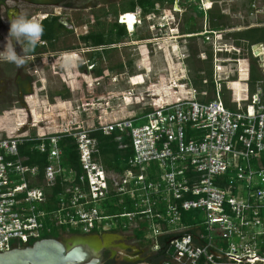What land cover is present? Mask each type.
<instances>
[{
	"label": "built area",
	"instance_id": "2783aa9c",
	"mask_svg": "<svg viewBox=\"0 0 264 264\" xmlns=\"http://www.w3.org/2000/svg\"><path fill=\"white\" fill-rule=\"evenodd\" d=\"M175 1L179 10L167 15L154 6L148 17H171L191 2ZM134 13L139 26L142 12ZM123 15L117 21L134 31ZM171 20L152 22L150 29L175 30ZM203 35L214 54L213 100H199L192 87L190 95L155 102L135 117L99 116L92 125L0 137V253L64 230L111 229L150 240L154 252L165 249L160 264H264V82L249 93L247 64L244 95L232 94L235 108L227 106L220 69L226 58L240 60L226 54L240 51L217 30L206 27ZM252 55L264 73V44L252 45ZM97 130L117 131L119 148L131 149L117 168L104 164L92 136ZM65 136L75 141L77 166L64 164ZM33 139L47 156L43 171L20 148Z\"/></svg>",
	"mask_w": 264,
	"mask_h": 264
},
{
	"label": "rangeland",
	"instance_id": "374dc122",
	"mask_svg": "<svg viewBox=\"0 0 264 264\" xmlns=\"http://www.w3.org/2000/svg\"><path fill=\"white\" fill-rule=\"evenodd\" d=\"M85 1L81 0L79 4L84 5ZM90 1L103 6L104 2L113 0ZM175 2L156 0L155 6L163 7L169 15L176 8ZM204 2L209 3L205 5ZM128 3L129 0H125L122 6H127ZM199 7L204 11H208L206 8L209 7L218 9L226 15L224 20L227 27L219 31V38L230 45H235V42L231 35H227L229 32L264 25V0H191L190 3L183 4L182 12L172 14L168 18L157 16L151 19L147 15L151 8L144 12L141 7H137V13L142 12V23L135 26V19L133 24H129L128 27L135 28L134 31L127 30V35L115 46L108 45V52L91 50L96 47L87 49L79 44L80 40L74 33L61 35L53 49L49 46L44 53L26 60L22 66V75L31 73L33 89L32 93L25 96L24 104L17 95L14 76L9 72L4 78L6 80L1 78L0 93H5V97H12V101L0 106V137L13 133L33 135L38 132L56 131L75 122L92 125L98 121L99 116L106 120L133 116L142 113L148 106L152 107L155 102L175 99L174 93L179 97L190 95L188 88L193 86L189 80L194 71L189 68L187 59L191 57L195 67H200L202 62L198 60L207 57L206 51H213L211 43L203 35L204 29L211 26L210 12L202 16ZM82 12L86 21H90L88 25L91 27L94 17L91 15L89 18V15L98 13V10L85 9ZM190 17H193L191 25H195V29L199 31L202 30L192 37L187 35L190 33H186V29L190 27ZM105 18L107 23H114L118 16L109 14ZM169 18L172 19L171 25L175 30L160 32L159 29H150L152 22L157 24ZM84 31L83 28H78V32ZM171 31L172 34L180 33L181 36L171 39L168 35ZM196 49L198 55L192 56ZM237 49L241 55H247V49L244 47ZM227 56L229 55L226 54L225 57ZM224 61L226 62L220 69L224 79L222 86L224 84L227 89L233 86L236 94L243 96L244 87L232 82V79H239L238 68L242 61L249 65V59L240 58L238 62H231L226 58ZM85 62L88 65H85ZM120 63L124 64L123 69H120ZM92 65H95L93 69ZM98 68L103 70L101 76L95 72ZM68 91L70 96L64 99L60 93L65 94ZM210 95L213 96L212 93ZM128 97L130 101L126 100ZM59 101L66 102L67 109L55 107ZM125 232L133 237L131 231ZM135 237L140 241L144 239L137 235ZM128 244L131 246L133 240L128 241Z\"/></svg>",
	"mask_w": 264,
	"mask_h": 264
},
{
	"label": "flooded vegetation",
	"instance_id": "af4514ba",
	"mask_svg": "<svg viewBox=\"0 0 264 264\" xmlns=\"http://www.w3.org/2000/svg\"><path fill=\"white\" fill-rule=\"evenodd\" d=\"M80 1L0 0V51L3 48V44L6 43L5 37L9 30L8 19L17 13H24L30 18H38L41 23L48 21L54 25V37L50 40L40 39L36 47L37 50L30 53L27 60L38 57L49 46L52 47L51 44H54L55 47L61 35L64 34L74 33L80 40V45L87 47V49L96 47V49H91L92 51H103L107 49L106 45H93L91 41H86L82 36H86L92 31L101 30L102 28L105 29L107 27L106 13L121 7L122 1L124 0H113L109 1V3L104 2L103 6L93 4L90 0H83L85 1L84 5H81L79 4ZM85 9L98 10V13L93 12L89 15V18L91 15L94 17V23L91 27L88 25L90 21H86L85 14L82 12ZM110 14L113 13L110 12ZM98 21H101V23H98ZM58 23H61V26ZM79 27L85 31L83 33L78 32ZM16 50L18 53L20 52L18 45H16ZM85 65H88L87 62H85ZM22 70V67H17L15 64L0 62V80L1 78H6L10 72L14 76V83L19 100L24 104L26 100L25 96L28 93H32L33 89L31 86V73L22 75ZM9 101H12V97L8 98L5 97V93H0V106L6 105ZM126 233L123 230L111 229L103 231L93 230L90 232L64 230L62 233H59L57 239L62 241L69 250L76 247L83 248L87 254L86 262H92L93 264H160L162 262L163 259L158 256L159 252H154L150 249L148 239H142L140 241L135 237L136 233H132L133 237H130ZM130 240H133L131 246L128 244Z\"/></svg>",
	"mask_w": 264,
	"mask_h": 264
},
{
	"label": "trees",
	"instance_id": "16d2710c",
	"mask_svg": "<svg viewBox=\"0 0 264 264\" xmlns=\"http://www.w3.org/2000/svg\"><path fill=\"white\" fill-rule=\"evenodd\" d=\"M125 1V0H124ZM122 1V4L123 2ZM159 1H167V0H159ZM119 8H115L112 11H108L106 15H109L110 12H112L115 16H119L120 14H126L123 15L122 19L124 22L129 23L130 25L133 24L134 20L133 17L136 16L134 12H136L137 7H141L144 12H147L149 8H153L156 4V0H129V3L127 6H122ZM126 8V9H125ZM200 14L204 16L205 13L210 12V29L220 31L222 29H225L227 27V24L225 23V17L224 13H221L220 10H216L213 8H209L208 11H204L202 7L200 8ZM123 10V11H122ZM188 25L190 26L188 29H186V33H200L202 30L195 29V25H191L193 23V17H190L188 21ZM98 23H101V21H98ZM43 25V36L41 40H50L54 37L55 30L53 23H50L48 21H44L42 23ZM59 26H61V23H58ZM127 35V28L124 24L119 23L118 21H115L114 23H107V27L104 29L97 31H92L90 34L86 36H82L83 39L86 41H91L93 45H111L119 42L122 38H124ZM227 35H231L234 39L235 46L240 48L244 47L247 49V55H241V52H238L237 50L233 51L232 53H229L227 55L231 56L233 59L238 58H249L250 61V73H249V79H248V86H249V93L253 94L256 91L257 83L259 81L264 82V73L262 72L258 59L255 58L252 55V45L263 43L264 44V25L262 26H253L248 27L243 30L229 32ZM52 47H54V44H51ZM256 49H259L258 46ZM37 48L35 49V51ZM109 49H105L107 51ZM197 51L192 52V56L198 55V49ZM108 52V51H107ZM207 57L203 60H198L202 62V66L195 67V64L192 63L191 57L187 59V62L189 64V68L194 71V75L192 76L191 80H189L192 83V86L197 90V97L201 101H210L214 99V93H215V81H214V72H213V51H206ZM98 54H100L98 52ZM145 62L143 63L144 66ZM120 69L124 68V64H119ZM240 78L236 80V78H233L232 82L238 83L239 86L245 87V81L248 77V71L246 69L245 62H241L240 65ZM95 72L98 76H101L103 74V70L101 68L95 69ZM145 77V76H143ZM166 86V84H165ZM203 92H206L204 95ZM210 93L213 94L210 95ZM232 93H236V89L232 86L230 89L226 88L223 84L221 95L225 101V104L229 106L230 108H235V103L232 102ZM60 95L63 96L64 99L70 96L69 91L67 93H60ZM178 97L177 93L173 94V98ZM127 101H130V97L126 99ZM54 107V106H53ZM55 107H60L61 109H67L66 102L59 101V103ZM153 107H146L143 111V113H147L149 111H152ZM138 115H133V117ZM118 132L114 131L111 135H105L102 131L97 130L92 133V136L97 138L99 142V150L101 158L109 168H117V165L120 163V161L128 157L131 154V149H120L119 148V141H116V136ZM36 134H33L34 137ZM38 143L37 140H29L28 142L24 143L20 146L22 152L26 153L30 156L29 163L30 164H40L41 169L43 171L45 164L47 163V156L45 154H41L36 148L35 145ZM60 145L62 146L64 150V156H65V162L66 165H73L77 166L78 161V153H77V146L75 144V141L73 137L71 136H65L61 141ZM59 233H51L46 235L44 238L54 237L57 238ZM35 241L30 242L29 244L34 243ZM28 244V245H29ZM159 258L165 259L167 258L166 250L163 249L159 251Z\"/></svg>",
	"mask_w": 264,
	"mask_h": 264
},
{
	"label": "water",
	"instance_id": "95a60500",
	"mask_svg": "<svg viewBox=\"0 0 264 264\" xmlns=\"http://www.w3.org/2000/svg\"><path fill=\"white\" fill-rule=\"evenodd\" d=\"M210 252L218 257L226 256L212 250ZM86 260L87 254L83 248L69 250L62 241L54 237L42 238L25 247L0 253V264H93Z\"/></svg>",
	"mask_w": 264,
	"mask_h": 264
},
{
	"label": "clouds",
	"instance_id": "9594fccd",
	"mask_svg": "<svg viewBox=\"0 0 264 264\" xmlns=\"http://www.w3.org/2000/svg\"><path fill=\"white\" fill-rule=\"evenodd\" d=\"M210 8V7H209ZM9 30L5 37L6 43L0 51V62H9L22 67L30 53L34 52L43 36V25L36 17H28L17 13L8 19ZM19 46L20 52L16 50Z\"/></svg>",
	"mask_w": 264,
	"mask_h": 264
},
{
	"label": "bare ground",
	"instance_id": "6f19581e",
	"mask_svg": "<svg viewBox=\"0 0 264 264\" xmlns=\"http://www.w3.org/2000/svg\"><path fill=\"white\" fill-rule=\"evenodd\" d=\"M205 1H206V0H205ZM209 2H210V1H209ZM209 2H207V3L204 2V3H205V5H206V4H208ZM176 9L179 10L178 7H176ZM135 19H137V16L133 17V20H135ZM126 23H127V22H126ZM127 25H129V23H127Z\"/></svg>",
	"mask_w": 264,
	"mask_h": 264
}]
</instances>
